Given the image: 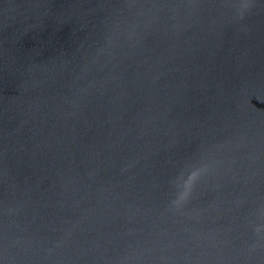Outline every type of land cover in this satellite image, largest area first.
I'll return each instance as SVG.
<instances>
[{"label":"water","instance_id":"water-1","mask_svg":"<svg viewBox=\"0 0 264 264\" xmlns=\"http://www.w3.org/2000/svg\"><path fill=\"white\" fill-rule=\"evenodd\" d=\"M0 264H264V0H0Z\"/></svg>","mask_w":264,"mask_h":264}]
</instances>
